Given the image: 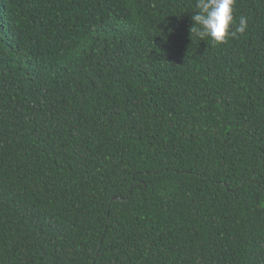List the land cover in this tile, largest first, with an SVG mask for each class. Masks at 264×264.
<instances>
[{
	"label": "trees",
	"instance_id": "1",
	"mask_svg": "<svg viewBox=\"0 0 264 264\" xmlns=\"http://www.w3.org/2000/svg\"><path fill=\"white\" fill-rule=\"evenodd\" d=\"M194 4L0 0V264H264V0Z\"/></svg>",
	"mask_w": 264,
	"mask_h": 264
},
{
	"label": "clouds",
	"instance_id": "2",
	"mask_svg": "<svg viewBox=\"0 0 264 264\" xmlns=\"http://www.w3.org/2000/svg\"><path fill=\"white\" fill-rule=\"evenodd\" d=\"M235 2L236 0H195L190 35L200 40L208 37L213 43H223L229 36L244 33L248 27V18L241 15L238 24L236 23L233 15Z\"/></svg>",
	"mask_w": 264,
	"mask_h": 264
},
{
	"label": "water",
	"instance_id": "3",
	"mask_svg": "<svg viewBox=\"0 0 264 264\" xmlns=\"http://www.w3.org/2000/svg\"><path fill=\"white\" fill-rule=\"evenodd\" d=\"M113 199L114 200H117V199H119V197L118 196H114Z\"/></svg>",
	"mask_w": 264,
	"mask_h": 264
}]
</instances>
